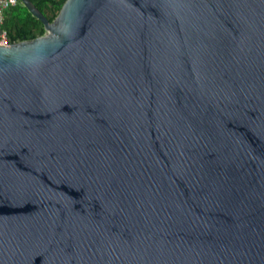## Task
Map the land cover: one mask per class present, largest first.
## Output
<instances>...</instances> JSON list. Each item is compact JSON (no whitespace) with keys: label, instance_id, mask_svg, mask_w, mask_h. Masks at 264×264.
Wrapping results in <instances>:
<instances>
[{"label":"water","instance_id":"water-1","mask_svg":"<svg viewBox=\"0 0 264 264\" xmlns=\"http://www.w3.org/2000/svg\"><path fill=\"white\" fill-rule=\"evenodd\" d=\"M20 2L0 264H264V0Z\"/></svg>","mask_w":264,"mask_h":264},{"label":"trees","instance_id":"trees-1","mask_svg":"<svg viewBox=\"0 0 264 264\" xmlns=\"http://www.w3.org/2000/svg\"><path fill=\"white\" fill-rule=\"evenodd\" d=\"M50 22L54 20L65 0H29ZM4 31L8 42L14 43L22 40H32L44 34L40 20L33 16L19 2L10 7L4 14L0 31Z\"/></svg>","mask_w":264,"mask_h":264},{"label":"built area","instance_id":"built-area-1","mask_svg":"<svg viewBox=\"0 0 264 264\" xmlns=\"http://www.w3.org/2000/svg\"><path fill=\"white\" fill-rule=\"evenodd\" d=\"M19 2L20 0H0V25L3 22L6 10H8L10 7L17 5ZM9 45L10 43L6 38L5 32L3 30L0 31V46L6 47Z\"/></svg>","mask_w":264,"mask_h":264}]
</instances>
